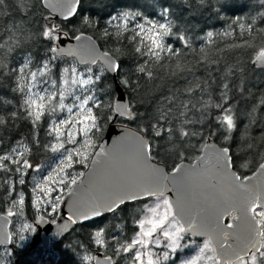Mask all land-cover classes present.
<instances>
[{"label":"snow or ice","instance_id":"6c2138e0","mask_svg":"<svg viewBox=\"0 0 264 264\" xmlns=\"http://www.w3.org/2000/svg\"><path fill=\"white\" fill-rule=\"evenodd\" d=\"M86 3L0 0V264L42 223L71 264H264V0L203 35L171 0Z\"/></svg>","mask_w":264,"mask_h":264},{"label":"trees","instance_id":"16d2710c","mask_svg":"<svg viewBox=\"0 0 264 264\" xmlns=\"http://www.w3.org/2000/svg\"><path fill=\"white\" fill-rule=\"evenodd\" d=\"M105 2H106V7L103 9L89 7V5L86 3L84 7L82 8V11H90L93 14H100L101 16H106L110 11L114 10L116 7L136 4L140 2V0H105ZM171 2L178 5L177 12L183 15V17L188 21V23L193 25L195 32L199 35H203V33L200 32L201 28H203L205 32L206 31H213L214 33L223 32L226 29L227 23L230 22L227 19L228 17H235L237 15L247 16L249 13L255 16L257 12L262 10L259 7L260 0H234L237 6L245 5V7H243L242 9L240 7H230L225 11V13H223V18H218L214 14L209 13V12H204L203 14L198 13L195 16H193L188 11H181V9L179 8L181 0H171ZM230 2H232V0H230ZM261 26H264V25H261L259 22V18H257V27H261ZM230 57L235 58V53H227L225 55L226 59ZM229 62H231L230 59H229ZM251 78L253 82H257V78L254 74L252 75ZM115 122L123 123L122 121H119V120ZM96 222H99V221H96ZM73 235L77 239H83L82 233H74ZM53 245H54V249L58 250L59 252L58 259H55L54 257H50L49 259L43 260L41 263L39 262L38 259L33 258L31 256L32 251L30 252L28 251V246L16 248L13 245L14 247L13 257L11 259L12 264H71V261L73 260V256L70 252L64 249L63 243L60 241H57V242L55 241L53 242ZM15 254H16V257H14ZM16 258L18 259V263L15 260Z\"/></svg>","mask_w":264,"mask_h":264},{"label":"water","instance_id":"95a60500","mask_svg":"<svg viewBox=\"0 0 264 264\" xmlns=\"http://www.w3.org/2000/svg\"><path fill=\"white\" fill-rule=\"evenodd\" d=\"M123 92V90L121 89V93ZM120 95V93H117V97ZM125 96V100L128 99L127 94H124ZM121 124L122 123H118V122H114L112 124H110L105 133H104V139L108 141V143H111V140L113 137L115 136H119L120 132H121ZM132 127V126H130ZM65 208V212L64 214L67 215V206H64ZM9 230L11 231V225L8 226ZM37 231L36 232H32L29 242H30V249L39 247L41 245L43 246H49L51 244V236L52 233L54 231H56V226L55 225H51L48 223H42L38 226H36ZM57 242V241H56ZM2 246H0L1 248Z\"/></svg>","mask_w":264,"mask_h":264},{"label":"rangeland","instance_id":"374dc122","mask_svg":"<svg viewBox=\"0 0 264 264\" xmlns=\"http://www.w3.org/2000/svg\"><path fill=\"white\" fill-rule=\"evenodd\" d=\"M28 222L31 223L32 221L29 220ZM34 227H36V225H34ZM12 229H13V226L11 225V230H12ZM31 233H32V232H31ZM31 233H27L26 235L29 236V238H30ZM25 246H28V251H29V252L32 251L31 256H32L33 258L38 259L40 263H41L43 260H45V259H49L50 257H54L55 259H58V257H59V252H58V250L54 249L53 244L50 245L49 247H46V246H40V248H33V249H30V242L28 241L23 247H25ZM12 248L14 249L13 245H12ZM2 250H3V248L0 249V251H2ZM92 254H93V255H96L95 252H92ZM14 257H16V254H15ZM10 259H12V257H11ZM15 260H16V262L18 263V259L16 258Z\"/></svg>","mask_w":264,"mask_h":264},{"label":"clouds","instance_id":"9594fccd","mask_svg":"<svg viewBox=\"0 0 264 264\" xmlns=\"http://www.w3.org/2000/svg\"><path fill=\"white\" fill-rule=\"evenodd\" d=\"M4 227H6V226H4V225L2 224V222H0V228H4Z\"/></svg>","mask_w":264,"mask_h":264}]
</instances>
